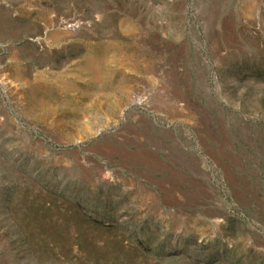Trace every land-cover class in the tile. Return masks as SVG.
<instances>
[{
  "label": "rangeland",
  "instance_id": "rangeland-1",
  "mask_svg": "<svg viewBox=\"0 0 264 264\" xmlns=\"http://www.w3.org/2000/svg\"><path fill=\"white\" fill-rule=\"evenodd\" d=\"M0 264H264V0H0Z\"/></svg>",
  "mask_w": 264,
  "mask_h": 264
},
{
  "label": "bare ground",
  "instance_id": "bare-ground-1",
  "mask_svg": "<svg viewBox=\"0 0 264 264\" xmlns=\"http://www.w3.org/2000/svg\"><path fill=\"white\" fill-rule=\"evenodd\" d=\"M141 98L139 97L138 100H140Z\"/></svg>",
  "mask_w": 264,
  "mask_h": 264
}]
</instances>
